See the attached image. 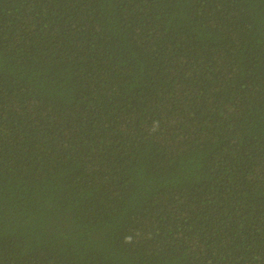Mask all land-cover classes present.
I'll return each mask as SVG.
<instances>
[{
	"label": "trees",
	"instance_id": "obj_1",
	"mask_svg": "<svg viewBox=\"0 0 264 264\" xmlns=\"http://www.w3.org/2000/svg\"><path fill=\"white\" fill-rule=\"evenodd\" d=\"M0 264H264V0H0Z\"/></svg>",
	"mask_w": 264,
	"mask_h": 264
}]
</instances>
